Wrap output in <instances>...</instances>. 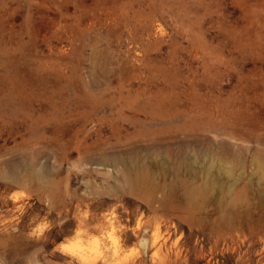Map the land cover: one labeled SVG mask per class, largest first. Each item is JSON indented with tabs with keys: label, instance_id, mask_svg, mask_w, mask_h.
Returning a JSON list of instances; mask_svg holds the SVG:
<instances>
[{
	"label": "rangeland",
	"instance_id": "1",
	"mask_svg": "<svg viewBox=\"0 0 264 264\" xmlns=\"http://www.w3.org/2000/svg\"><path fill=\"white\" fill-rule=\"evenodd\" d=\"M0 264H264V0H0Z\"/></svg>",
	"mask_w": 264,
	"mask_h": 264
},
{
	"label": "clouds",
	"instance_id": "2",
	"mask_svg": "<svg viewBox=\"0 0 264 264\" xmlns=\"http://www.w3.org/2000/svg\"><path fill=\"white\" fill-rule=\"evenodd\" d=\"M48 228L47 224H42L40 228L37 229V231H42L43 229ZM78 246V242L75 243H70L67 246L64 247L65 252H72L73 255H79V252L76 250ZM92 261L94 262L95 257L91 258Z\"/></svg>",
	"mask_w": 264,
	"mask_h": 264
},
{
	"label": "bare ground",
	"instance_id": "3",
	"mask_svg": "<svg viewBox=\"0 0 264 264\" xmlns=\"http://www.w3.org/2000/svg\"><path fill=\"white\" fill-rule=\"evenodd\" d=\"M68 225V224H67ZM85 228V227H84ZM139 240V239H138ZM140 241V240H139ZM142 245H144V243H142ZM150 248V247H149ZM143 249V248H142ZM144 251V250H143ZM79 252V255H80V258H82L83 261H87L84 254L86 253L84 250H80L78 251ZM145 252V251H144ZM116 255V254H115ZM114 255V256H115ZM84 256V257H83ZM99 256V255H98ZM91 261V260H90ZM95 261V260H94Z\"/></svg>",
	"mask_w": 264,
	"mask_h": 264
}]
</instances>
